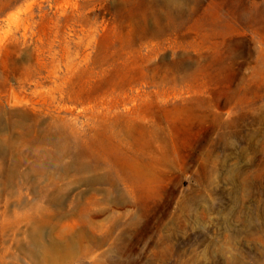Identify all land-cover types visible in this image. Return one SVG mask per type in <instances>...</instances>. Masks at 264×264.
Returning a JSON list of instances; mask_svg holds the SVG:
<instances>
[{
	"label": "rangeland",
	"instance_id": "374dc122",
	"mask_svg": "<svg viewBox=\"0 0 264 264\" xmlns=\"http://www.w3.org/2000/svg\"><path fill=\"white\" fill-rule=\"evenodd\" d=\"M0 264H264V0H0Z\"/></svg>",
	"mask_w": 264,
	"mask_h": 264
}]
</instances>
